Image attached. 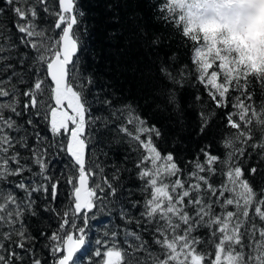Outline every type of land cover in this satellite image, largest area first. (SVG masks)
<instances>
[{"label":"snow or ice","instance_id":"snow-or-ice-1","mask_svg":"<svg viewBox=\"0 0 264 264\" xmlns=\"http://www.w3.org/2000/svg\"><path fill=\"white\" fill-rule=\"evenodd\" d=\"M156 11L178 27L168 0ZM84 15L77 0H0V16L10 21L0 20V264H93V256L102 264H264V103L258 108L254 99L264 80L198 67L195 47L196 82L215 109L225 110L226 151L221 157L205 144L182 168L173 151L157 145L159 127L132 104L102 97L106 87L96 91L93 76L81 72ZM125 26L129 44L159 45L135 12ZM159 71L175 87L158 80L146 103L179 114L188 73L174 75L165 63ZM97 105L107 115H93ZM213 114L197 113V135L210 130ZM112 132L114 143L128 146L120 164L91 147ZM61 154L66 159L57 172ZM125 172L141 182L142 201L130 199L135 192L125 188ZM109 206H119L122 226L103 232L102 240L90 222L102 208L110 214ZM118 236L125 248H117ZM209 244L214 255L201 248Z\"/></svg>","mask_w":264,"mask_h":264},{"label":"trees","instance_id":"trees-1","mask_svg":"<svg viewBox=\"0 0 264 264\" xmlns=\"http://www.w3.org/2000/svg\"><path fill=\"white\" fill-rule=\"evenodd\" d=\"M162 0H77V6L85 13L81 25L82 47L86 49L80 63V70L85 74H90L96 80V91L106 87V91L101 92V96L112 99L114 105L132 104L139 115L145 118L149 125L155 124L163 133L162 139L157 140L162 153L171 150L177 155L182 168L190 167L186 165L201 147L211 144L210 151L215 155L224 156L225 149L222 148L220 140L224 135L222 129L226 121L222 109H215L209 97L205 94V89L196 82L197 73L191 64V57L194 49L199 54L197 65H207L234 80L247 79L249 82L264 80V27L259 33L258 41L254 51V64L250 61L248 53L244 47L231 41L229 35L218 32L213 38H208L198 29H189L185 22L183 11L171 0H168V7L171 14L176 17L178 27H174L171 22L159 19L161 14L156 11V5ZM136 13L137 22L147 30L148 38L153 36L160 38V43L156 47H145L141 41L127 42L129 29L125 26V18ZM119 16L116 20L114 17ZM0 20L10 23L4 16ZM87 28V32L83 28ZM183 30V31H181ZM123 32L125 39H117ZM186 33L187 38L184 37ZM161 63L168 64L174 75L180 71H186L184 87L179 90L183 111L179 114L159 113L151 109L146 103V97L150 93L156 82L163 81L160 76ZM180 65H185L180 69ZM222 78V74H221ZM253 88L252 84L249 85ZM113 93L115 95H113ZM199 95L200 100H194ZM254 99L256 106L264 103V90L258 85L254 88ZM229 107L227 111H231ZM93 115H107L102 106L93 108ZM214 113L210 130L205 135H197L199 129L198 112ZM44 126L42 125L41 128ZM113 128L115 125L112 126ZM233 131V130H228ZM259 135V133H257ZM115 132L108 133L103 142H97L91 147L97 151L103 148L108 152V163H121L122 157L128 152V146L121 143H114ZM179 141V143H177ZM251 151V149H249ZM66 157L60 156V162L55 164L58 172L63 166ZM100 159L104 160L103 156ZM201 159L203 157L201 156ZM256 157L248 162L245 167L251 166ZM55 163V162H54ZM126 166L127 161H124ZM111 171V169H108ZM124 185L126 189H133L135 194L131 200H141L143 196L139 191L140 181L131 177L129 173H123ZM219 182V177H214ZM258 184L259 181L257 180ZM63 200V196L61 197ZM108 209L96 211V219L90 222L92 235L105 239L103 232L117 230L116 225L122 226V221L118 217L119 206H109ZM137 213L139 208L135 210ZM135 228V225H132ZM117 237V248H125ZM95 247V245H93ZM203 251L214 255L215 248L212 244L201 245ZM93 264L102 258L93 256Z\"/></svg>","mask_w":264,"mask_h":264},{"label":"rangeland","instance_id":"rangeland-1","mask_svg":"<svg viewBox=\"0 0 264 264\" xmlns=\"http://www.w3.org/2000/svg\"><path fill=\"white\" fill-rule=\"evenodd\" d=\"M171 1L183 11L189 29H198L208 38L224 31L255 60L257 39L264 27V0Z\"/></svg>","mask_w":264,"mask_h":264}]
</instances>
